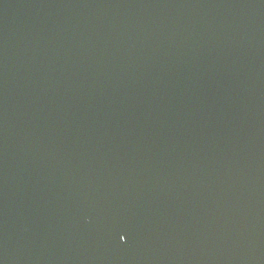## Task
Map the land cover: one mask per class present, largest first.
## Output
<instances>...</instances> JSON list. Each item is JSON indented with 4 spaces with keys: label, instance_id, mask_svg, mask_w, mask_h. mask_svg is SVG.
<instances>
[{
    "label": "water",
    "instance_id": "water-1",
    "mask_svg": "<svg viewBox=\"0 0 264 264\" xmlns=\"http://www.w3.org/2000/svg\"><path fill=\"white\" fill-rule=\"evenodd\" d=\"M0 264H264V0H0Z\"/></svg>",
    "mask_w": 264,
    "mask_h": 264
}]
</instances>
